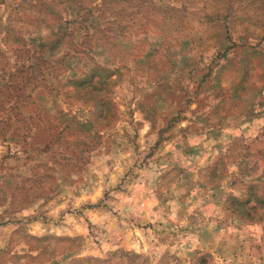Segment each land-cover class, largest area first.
Segmentation results:
<instances>
[{
    "label": "rangeland",
    "instance_id": "obj_1",
    "mask_svg": "<svg viewBox=\"0 0 264 264\" xmlns=\"http://www.w3.org/2000/svg\"><path fill=\"white\" fill-rule=\"evenodd\" d=\"M260 86L264 0H0V264H264Z\"/></svg>",
    "mask_w": 264,
    "mask_h": 264
},
{
    "label": "crops",
    "instance_id": "obj_2",
    "mask_svg": "<svg viewBox=\"0 0 264 264\" xmlns=\"http://www.w3.org/2000/svg\"><path fill=\"white\" fill-rule=\"evenodd\" d=\"M236 63V61H235ZM248 63V61L246 62V64ZM240 69H238V74H240V76H242V80L240 82H237V87L239 86L240 89L243 88V90H246V92L249 89L255 90V88H257L256 86H254V68L248 67V64H242V62H240L239 66ZM253 67V66H252ZM232 82V80H229V84ZM260 90H263L264 87L260 86ZM258 92V93H259ZM256 97H257V93L255 96H250V99L252 100H247V103H249L248 105H245L246 107L244 109L245 112L243 114L242 117L245 118V121H247L246 127L250 128L251 133L250 135H255L257 133V131L264 127V117H257L255 119V117H253V111L255 109V102H256ZM263 118V119H261ZM228 142L232 143V140H230V137L227 139Z\"/></svg>",
    "mask_w": 264,
    "mask_h": 264
}]
</instances>
